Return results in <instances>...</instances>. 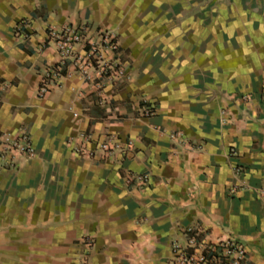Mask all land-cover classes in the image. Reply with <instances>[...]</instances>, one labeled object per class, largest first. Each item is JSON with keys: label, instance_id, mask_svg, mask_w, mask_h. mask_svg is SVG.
<instances>
[{"label": "crops", "instance_id": "0c3cea01", "mask_svg": "<svg viewBox=\"0 0 264 264\" xmlns=\"http://www.w3.org/2000/svg\"><path fill=\"white\" fill-rule=\"evenodd\" d=\"M67 25L114 30L130 78L69 71L38 97ZM22 129L35 155L0 159V264H175L188 226L264 264V0H0V134ZM110 138L132 144L76 149Z\"/></svg>", "mask_w": 264, "mask_h": 264}, {"label": "built area", "instance_id": "2783aa9c", "mask_svg": "<svg viewBox=\"0 0 264 264\" xmlns=\"http://www.w3.org/2000/svg\"><path fill=\"white\" fill-rule=\"evenodd\" d=\"M89 26H64L61 29H50L47 42L51 43L58 55L57 63L44 73L43 82L37 90L38 97H44L59 79L68 75L69 71L78 72L85 81L99 87L114 82L120 76L130 78L126 65L121 60L120 44L114 30ZM152 104H146L141 113L154 114ZM78 115L77 113H74ZM173 140L187 144L188 140L179 132L171 134ZM132 144L131 140L110 138L101 141L93 150H85L76 146L77 151L89 157L97 152L112 155L124 146ZM196 147V146H195ZM35 147L30 133L22 129L18 135L0 134V159L15 157H33ZM147 175H138L137 180L144 183ZM264 192V188H262ZM198 227L188 226L184 232L185 242L174 240L172 253L175 264H241L247 256L246 247L236 238L228 236L218 242H209Z\"/></svg>", "mask_w": 264, "mask_h": 264}]
</instances>
